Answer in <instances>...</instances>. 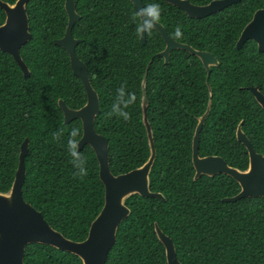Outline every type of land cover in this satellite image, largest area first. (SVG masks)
I'll return each mask as SVG.
<instances>
[{"label":"trees","instance_id":"16d2710c","mask_svg":"<svg viewBox=\"0 0 264 264\" xmlns=\"http://www.w3.org/2000/svg\"><path fill=\"white\" fill-rule=\"evenodd\" d=\"M74 1L80 19L72 35L82 39L75 53L86 65L99 98L94 129L108 139L110 170L114 175L125 173L149 156L141 108L145 76L146 114L156 149L149 188L164 197L133 194L125 199L130 213L118 225L106 264H167L154 223L171 238L182 264H264V198L224 202V197L239 191L238 183L225 174L194 180L191 162L197 118L209 101L206 81L211 105L200 131L199 155H217L232 167L246 169L248 153L235 134L242 121V131L264 156V109L250 91L257 86L264 94V53L252 40L235 47L264 0H241L203 18H190L164 0H142V6L159 4L158 22L170 37L217 58L208 77L201 61L185 50L171 51L164 63L158 52L165 44L155 28L142 44L129 0ZM189 1L204 5L211 0ZM26 12L32 37L20 47V56L29 76L10 54L0 51V192L9 190L20 145L27 138L23 199L66 238L81 241L103 205L104 187L90 146L78 150L87 169L83 177L74 174L67 151V140L77 144L81 136V121L64 123L57 102L61 99L77 109L85 103L86 93L71 71L67 52L54 44L67 24L64 0H28ZM4 17L0 8V24ZM177 27L180 38L175 37ZM121 86L136 95V102L126 109L127 121L110 115ZM73 129L77 135L71 137ZM23 262L82 264L72 253L39 243L26 246Z\"/></svg>","mask_w":264,"mask_h":264},{"label":"water","instance_id":"95a60500","mask_svg":"<svg viewBox=\"0 0 264 264\" xmlns=\"http://www.w3.org/2000/svg\"><path fill=\"white\" fill-rule=\"evenodd\" d=\"M28 0H15L13 3L0 0V8L4 12V21L0 24V51L12 56L25 77L30 71L20 56V47L27 43L32 35L29 32L26 4ZM134 10H139L142 0H129ZM181 9L190 18H203L211 13L235 4L241 0H211L204 5L192 4L189 0H164ZM67 14V24L62 37L55 39L54 44L61 46L69 56V64L73 75L78 77L86 93L85 103L77 109L68 107L63 100L58 99V107L62 111L64 123L73 119L81 121L82 133L77 141V150L84 145L90 146L98 161V177L104 187V202L99 213L92 220L87 236L81 241H73L55 230L43 218L40 211L26 202L22 196V184L25 177L24 157L28 151V139L25 138L18 155V164L14 178L7 192H0V264H25L23 262L25 248L28 244L39 243L72 253L80 258L82 264H106L109 250L116 241L118 225L130 213L125 199L133 194L142 197L164 199L160 192L149 188V173L153 165L156 149L153 142L152 128L148 121L146 108L148 99L145 94V76L141 83L142 122L145 127L149 145V156L140 166L114 175L109 166L108 139L94 129V119L99 112V98L90 84L86 65L75 53L76 45L82 41L72 35L73 25L80 19L76 12L74 0H64ZM155 29L164 41V48L158 52L164 63H168L170 52L176 49L185 50L196 56L206 70L207 77L210 67L218 65L217 58L209 51L197 50L192 46L178 42L170 37L159 22ZM146 34H140L139 40L145 43ZM256 43L257 50L264 53V7L254 11L251 19L240 32L235 47L239 49L245 41ZM209 91V101L206 110L197 118L191 142V162L194 169L193 179L201 175L214 176L225 174L234 179L239 185V191L222 201L233 202L240 198H264V156L255 151L250 140L241 129V123L236 128V139L247 150L248 165L244 170L232 167L217 155H199V136L211 105V88L206 81ZM256 102L264 109V94L257 86L250 87ZM154 232L165 250L167 264H182L176 254L171 238L164 234L154 223Z\"/></svg>","mask_w":264,"mask_h":264},{"label":"clouds","instance_id":"9594fccd","mask_svg":"<svg viewBox=\"0 0 264 264\" xmlns=\"http://www.w3.org/2000/svg\"><path fill=\"white\" fill-rule=\"evenodd\" d=\"M161 16L160 6L156 2L148 3L147 5L141 6L139 10H135L133 14V21L135 23V30L137 34L150 33L154 28ZM181 30L179 27L175 29V37H181ZM136 102V95L132 92H125L123 86L116 89V96L114 102L111 105L110 115H115L127 121L129 119V112L126 109ZM77 135L75 129L70 133L71 137ZM57 134H53L55 139ZM67 151L71 157L73 167L76 169L75 175L83 177L87 175V169L85 167V161L81 153L77 150L75 141L71 138L67 140Z\"/></svg>","mask_w":264,"mask_h":264},{"label":"flooded vegetation","instance_id":"af4514ba","mask_svg":"<svg viewBox=\"0 0 264 264\" xmlns=\"http://www.w3.org/2000/svg\"><path fill=\"white\" fill-rule=\"evenodd\" d=\"M240 122H242V121H240ZM239 124V123H238ZM241 126H242V123H241ZM237 128V127H236ZM242 129V128H241Z\"/></svg>","mask_w":264,"mask_h":264}]
</instances>
